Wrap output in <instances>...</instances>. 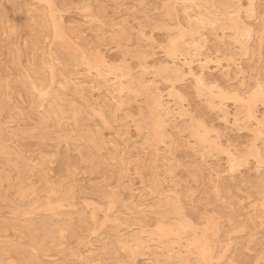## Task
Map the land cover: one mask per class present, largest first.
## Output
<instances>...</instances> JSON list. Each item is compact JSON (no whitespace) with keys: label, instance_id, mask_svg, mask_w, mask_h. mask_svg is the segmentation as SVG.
I'll return each instance as SVG.
<instances>
[{"label":"rangeland","instance_id":"374dc122","mask_svg":"<svg viewBox=\"0 0 264 264\" xmlns=\"http://www.w3.org/2000/svg\"><path fill=\"white\" fill-rule=\"evenodd\" d=\"M194 3L0 0V264H264V0Z\"/></svg>","mask_w":264,"mask_h":264},{"label":"bare ground","instance_id":"6f19581e","mask_svg":"<svg viewBox=\"0 0 264 264\" xmlns=\"http://www.w3.org/2000/svg\"><path fill=\"white\" fill-rule=\"evenodd\" d=\"M201 1V0H200ZM204 1V0H203ZM172 2V1H171ZM191 2H192V5H194L195 3H194V0H191ZM221 2V1H220ZM170 3V2H169ZM223 3V2H222ZM241 3V2H240ZM172 4V3H171ZM199 4H201L200 2H199ZM208 4V3H207ZM212 4V3H211ZM260 4V3H259ZM192 5H190V4H187V5H185L184 6V8H187V7H190V6H192ZM221 5V4H220ZM224 5V4H223ZM222 5V6H223ZM255 5V4H254ZM203 6V5H202ZM225 6H227V4L225 5ZM248 6V5H247ZM262 6V5H261ZM168 7V6H167ZM170 7V6H169ZM199 7H201V6H199ZM254 7V6H253ZM263 7V6H262ZM256 8V7H255ZM204 9V8H203ZM259 9V8H258ZM262 9V8H261ZM190 10H192V8L190 9ZM255 10V9H254ZM178 11V10H177ZM171 12V11H170ZM214 12V11H213ZM258 12H260L259 10H258ZM188 13V12H187ZM190 13V12H189ZM188 13V14H189ZM219 13V12H218ZM173 15H174V13H172ZM221 14V13H220ZM180 16V15H179ZM213 16V15H212ZM234 17V16H233ZM186 18V17H185ZM179 19H180V17H179ZM195 19V18H194ZM62 20V19H61ZM203 21V20H202ZM62 22V21H61ZM178 22H179V20H178ZM203 23V22H202ZM208 23H210L211 24V21H209ZM184 25V24H183ZM221 25V24H220ZM178 26V25H177ZM182 27V26H181ZM190 27V26H189ZM213 28V27H212ZM64 29V28H63ZM187 29V28H186ZM220 29V28H219ZM256 29V28H255ZM217 30V29H216ZM240 30V29H239ZM263 33H264V31H263ZM67 34V33H66ZM226 34V33H225ZM204 35V34H203ZM202 36V35H201ZM218 36V35H217ZM220 36V35H219ZM205 37V36H204ZM206 38V37H205ZM71 39V38H70ZM198 40H200V39H198ZM198 40H194L193 38H187V39H182L181 41H180V44H178V43H176L175 44V47L173 48V51L172 52H170L168 55H169V57H170V59L174 62V60L176 59V57H177V54H180V49L181 50H184L185 48H183V47H181V45L182 44H185L186 46H190V47H197L199 44H198ZM206 40V39H205ZM254 43H255V41H254ZM260 44V43H259ZM259 44H257V45H259ZM249 45V44H248ZM256 45V44H255ZM202 46V45H201ZM242 47V46H241ZM188 48V47H187ZM244 48V47H243ZM258 49V48H257ZM81 50V49H80ZM83 51V50H82ZM99 53V52H98ZM101 53V52H100ZM196 53H197V51H196ZM189 55H191V53L189 54ZM57 57V56H56ZM181 57V56H180ZM189 57V56H188ZM77 58V57H76ZM106 59H107V57L105 58V56H103L102 55V57H101V61H103V62H106ZM187 60H188V58H186ZM202 59V58H201ZM206 59V58H205ZM171 61V62H172ZM181 61H182V59H181ZM201 61V60H200ZM199 61V62H200ZM61 62V61H60ZM191 62H193L192 60H191ZM82 63V62H81ZM84 63V62H83ZM177 65V64H176ZM180 67V66H179ZM185 67V66H184ZM166 68H167V66H166ZM186 68V67H185ZM262 68V67H261ZM56 69V68H55ZM178 68H177V66H176V69H174V71H173V75H174V78L176 79V78H178L179 76H180V74H178L177 72H176V70H177ZM99 70V69H98ZM186 70V69H185ZM184 70V71H185ZM220 70V69H219ZM187 71H188V73H190V74H194L193 73V68L191 67V66H189L188 65V67H187ZM52 72H54V71H52ZM56 72V71H55ZM54 72V73H55ZM186 72V71H185ZM241 72V71H240ZM198 73H200V72H198ZM202 74V73H201ZM55 75V74H54ZM111 75V74H110ZM116 75V74H115ZM118 75V74H117ZM116 75V76H117ZM196 75V74H195ZM199 75V74H198ZM203 75V74H202ZM229 75V74H228ZM114 76V75H113ZM120 77H121V75H119ZM130 76V75H129ZM207 76V75H206ZM95 77V76H94ZM97 78V77H96ZM53 79V78H52ZM211 79H212V77H211ZM216 79V78H215ZM237 79V78H236ZM102 80V79H101ZM108 80H113L112 78H107V81ZM56 81V80H55ZM199 82H201V84H204V82H206V81H203V78L202 77H199V80H198ZM213 81V80H212ZM125 83V81H123V80H119V82H113V83H111L110 85H111V87L113 86H115L116 87V89H117V91H120V92H122L123 90H124V88L121 86V84L122 83ZM243 82V81H242ZM241 83V82H240ZM235 84V83H234ZM234 84H233V86H234ZM237 83H236V87L235 88H238L237 87ZM246 85V84H245ZM251 85V84H250ZM229 86V85H228ZM232 86V87H233ZM202 87V86H201ZM200 87V88H201ZM199 88V89H200ZM245 88V87H244ZM261 89V88H260ZM211 90H213L212 88H211ZM242 90V89H241ZM233 91V90H232ZM243 91V90H242ZM213 92V91H212ZM211 92V93H212ZM214 93V92H213ZM245 94V93H244ZM239 96V95H238ZM244 96V95H243ZM213 98H215V97H213ZM213 98H211V99H213ZM243 100H245L244 98H243ZM166 102V101H165ZM260 101H258V103H259ZM58 104V103H57ZM215 104V103H214ZM217 104V103H216ZM46 105V104H45ZM88 106V105H87ZM237 106V105H236ZM262 106V105H261ZM56 107V106H55ZM90 107V106H89ZM235 107V106H234ZM171 108V107H170ZM212 108V107H211ZM227 108V107H226ZM253 110H256V108L254 107V109ZM252 110V111H253ZM261 110V109H260ZM48 111V110H47ZM221 111V110H220ZM258 111V110H257ZM221 112H223V111H221ZM229 112V111H228ZM241 113V112H240ZM254 113V112H253ZM257 113V112H256ZM260 113V112H259ZM104 114H105V112H104ZM167 114V113H166ZM264 114V113H263ZM104 116H106V115H104ZM103 116V117H104ZM161 116V115H160ZM166 116V115H165ZM261 116H264V115H261ZM150 117V116H149ZM245 117V116H244ZM259 117V116H258ZM106 118V117H105ZM226 118V117H225ZM260 118V117H259ZM53 119V118H52ZM106 120V119H105ZM193 120V119H192ZM1 121V120H0ZM77 121V120H76ZM234 121V120H233ZM238 121V120H237ZM241 121V120H240ZM244 121H246V120H244ZM248 121V120H247ZM250 121V120H249ZM201 122H203V121H201ZM250 123H251V121H250ZM194 123L192 122V126H194L193 125ZM199 126H201V125H199ZM246 126V125H245ZM196 127V126H195ZM202 127V126H201ZM244 128H247V127H244ZM262 128V127H261ZM264 128V127H263ZM211 129V128H210ZM248 129V128H247ZM250 130H251V128H250ZM253 130V129H252ZM256 130V129H255ZM262 130V129H261ZM199 131V130H198ZM254 131V130H253ZM264 131V130H263ZM199 133V132H198ZM40 134V133H39ZM146 134V133H145ZM255 134V133H254ZM259 134V133H258ZM262 134H263V132H262ZM256 135V134H255ZM93 136H95V135H93ZM199 136V139H200V135H198ZM203 136H204V134H203ZM54 137V136H53ZM263 137H264V135H263ZM262 137V138H263ZM63 138V137H62ZM205 139V138H204ZM254 139V138H253ZM256 139V138H255ZM264 139V138H263ZM206 140V139H205ZM261 140V139H260ZM91 141V140H90ZM200 141V140H199ZM210 141V140H209ZM208 141V142H209ZM211 142V141H210ZM213 142V141H212ZM204 143V142H203ZM260 143V142H259ZM196 144V143H195ZM201 144V143H200ZM210 144V143H209ZM67 145V144H66ZM83 145V144H82ZM258 145V144H257ZM84 146V145H83ZM218 146V145H217ZM220 146V145H219ZM87 147V146H86ZM211 147V146H210ZM255 147V146H254ZM253 147V148H254ZM258 149V148H257ZM256 149V150H257ZM261 149V148H260ZM126 150V149H125ZM251 150V149H250ZM250 150H249V152H250ZM253 150V149H252ZM256 150H254V151H256ZM264 150V149H263ZM217 151V150H216ZM229 152V151H228ZM228 152H226V153H228ZM264 152V151H263ZM230 153V152H229ZM228 153V154H229ZM252 153V152H251ZM233 154H235V153H233ZM260 153H258V155H259ZM81 155H82V153H81ZM85 155H86V153H85ZM93 155V154H92ZM111 155V154H110ZM155 155V154H154ZM97 156V155H96ZM118 156V155H117ZM236 156V155H235ZM227 157V156H226ZM103 158V157H102ZM231 158V157H230ZM233 158V157H232ZM117 159V158H116ZM124 160H125V158H124ZM115 161H117V160H115ZM229 161V160H228ZM243 161V160H242ZM81 162V161H80ZM115 163V162H114ZM226 163V162H225ZM240 163H242V162H240ZM117 165H118V163H117ZM240 165V164H239ZM238 165V166H239ZM120 166V165H119ZM118 166V167H119ZM124 166V165H123ZM255 168V167H254ZM127 169V168H126ZM230 171H233V166H230L229 168H228ZM204 170V169H203ZM200 172V171H199ZM196 173H197V171H196ZM197 174H199V173H197ZM196 174V175H197ZM196 175H194V176H196ZM201 175H202V173H201ZM154 177V176H153ZM41 180V179H40ZM244 180V179H243ZM156 181V180H155ZM218 181V180H217ZM239 181V180H238ZM237 181V182H238ZM156 183H158V182H156ZM159 185H160V182L158 183ZM157 185V184H156ZM216 185V184H215ZM238 185V184H237ZM256 185V184H255ZM158 186V185H157ZM162 186V185H161ZM222 186H226V185H222ZM251 186V185H250ZM63 187V186H62ZM218 187H220V186H218ZM252 187V186H251ZM221 189V188H220ZM162 190H164V189H162ZM216 190H218V189H216ZM61 191V190H60ZM253 193H254V191H252ZM75 193V192H74ZM156 193V192H155ZM220 194H221V192H220ZM232 195V194H231ZM43 196V195H42ZM146 196V195H145ZM164 196V195H163ZM162 196V197H163ZM230 196V195H229ZM44 197V196H43ZM169 198H171L170 196H168ZM173 197V196H172ZM236 197V196H235ZM65 198V197H64ZM177 198V197H176ZM221 198H223L222 197V195H221ZM245 198V197H244ZM63 199V198H62ZM228 199V198H227ZM160 200V199H159ZM172 200H173V198H172ZM175 200V199H174ZM224 200V199H223ZM225 200H226V198H225ZM231 200H232V198H231ZM124 201V200H123ZM49 202H51V201H49ZM53 202V201H52ZM144 203V202H143ZM154 203H155V201H154ZM244 204V203H243ZM64 205V204H63ZM122 205V204H121ZM136 205V204H135ZM108 206V205H107ZM114 206V205H113ZM126 206V205H125ZM139 206V205H138ZM137 206V207H138ZM148 206H150V205H148ZM179 206V205H178ZM225 206V205H224ZM246 206V205H245ZM122 207V206H121ZM136 207V208H137ZM232 207V206H231ZM243 207V206H242ZM108 208V207H107ZM165 208H167V207H165ZM170 208V207H169ZM182 208V207H181ZM227 208V207H226ZM114 209H116V208H114ZM153 210H155V209H153ZM167 210V209H166ZM173 210H175V209H173ZM184 210V209H183ZM109 211V210H108ZM115 211V210H114ZM117 211V210H116ZM156 211V210H155ZM230 211V210H229ZM57 212V211H56ZM123 212V211H122ZM158 212H159V209H158ZM163 212V211H162ZM19 213V212H18ZM114 214H115V212H114ZM119 214H120V212H119ZM122 214H124V213H122ZM133 214H135V213H133ZM113 215V214H112ZM146 215V214H145ZM225 216V215H224ZM108 217V216H107ZM158 217V216H157ZM113 218V217H112ZM138 218V217H137ZM142 219H144V218H142ZM130 220V219H129ZM230 220V219H229ZM235 220V219H234ZM85 221V220H84ZM89 221V220H88ZM119 221V220H118ZM128 221V220H127ZM151 221H152V219H151ZM154 221V220H153ZM152 221V222H153ZM157 221V220H156ZM191 221V220H190ZM223 221V220H222ZM246 221V220H245ZM249 221V220H248ZM204 223V222H203ZM202 223V224H203ZM222 223V222H221ZM232 223V222H231ZM230 223V224H231ZM247 223V222H246ZM154 224V223H153ZM245 224V223H244ZM252 224V223H251ZM250 224V225H251ZM89 225V224H88ZM126 225V224H125ZM136 225V224H135ZM218 225H219V223H218ZM247 224H245V226H246ZM249 225V224H248ZM247 225V226H248ZM253 225V224H252ZM255 225V224H254ZM124 226V225H123ZM230 226V225H229ZM126 227H128V226H126ZM135 227V226H134ZM222 227V226H221ZM250 228V227H249ZM255 228V227H254ZM253 228V229H254ZM161 229V228H160ZM240 229H242V228H240ZM243 229H244V227H243ZM133 230V229H132ZM121 231V230H120ZM146 231V230H145ZM223 231V230H222ZM248 231V230H247ZM253 232V231H252ZM74 233H75V231H74ZM104 233H105V231H104ZM129 233V232H128ZM77 234V233H76ZM106 234V233H105ZM256 234V233H255ZM254 234V235H255ZM125 235V234H124ZM217 235V234H216ZM239 235V234H238ZM106 236H107V234H106ZM128 236V235H127ZM193 236V235H192ZM209 236V235H208ZM241 236V235H240ZM77 237H79V235L77 236ZM118 237V236H117ZM146 237V236H145ZM103 238H105L106 239V237H103ZM109 238V237H108ZM194 238V237H193ZM214 238V237H213ZM231 238V237H230ZM141 239H143V238H141ZM178 239V238H177ZM208 239V238H207ZM212 239V238H211ZM219 239V238H218ZM155 240V239H154ZM98 241V240H97ZM105 241V240H104ZM143 241V240H142ZM190 241V240H189ZM213 241H216V240H213ZM112 242V241H111ZM97 243V242H96ZM211 243V242H210ZM216 243V242H215ZM183 244V243H182ZM181 243H180V245H182ZM137 245V244H136ZM233 245V244H232ZM132 246H133V244H132ZM151 246V245H150ZM154 246V245H153ZM215 247V246H214ZM162 248H164V247H162ZM167 248V247H166ZM169 249V248H168ZM232 249V248H231ZM96 250H97V248H96ZM171 250V249H170ZM158 251V250H157ZM203 251V250H202ZM139 252V251H138ZM143 252V251H142ZM147 252V251H146ZM159 252V251H158ZM156 253V252H155ZM181 253V252H180ZM158 254V253H157ZM164 254V253H163ZM202 254V253H201ZM184 255V254H183ZM182 255V256H183ZM148 256V255H147ZM146 256V257H147ZM227 256V255H226ZM200 257V256H199ZM97 259V258H96ZM143 260V259H142ZM142 260H140V261H142ZM149 260V259H148ZM218 260V259H217ZM98 261V260H97ZM137 261V260H136ZM135 261V262H136ZM139 261V260H138ZM144 261V260H143ZM150 261V260H149ZM219 261V260H218ZM171 262V261H170ZM223 262H225V261H223ZM137 263V262H136ZM139 263V262H138ZM158 263V262H157ZM188 263H189V261H188ZM193 263H195L194 261H193ZM192 263V264H193ZM222 263V262H221ZM141 264H143V263H141Z\"/></svg>","mask_w":264,"mask_h":264}]
</instances>
